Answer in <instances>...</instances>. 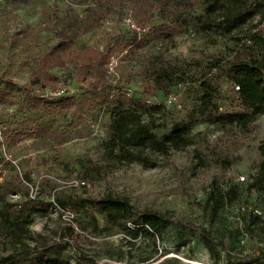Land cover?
<instances>
[{
  "label": "rangeland",
  "instance_id": "obj_1",
  "mask_svg": "<svg viewBox=\"0 0 264 264\" xmlns=\"http://www.w3.org/2000/svg\"><path fill=\"white\" fill-rule=\"evenodd\" d=\"M93 3L24 0L10 9L0 0V96L11 101L10 106H0V208L3 202L14 203L9 208V217H13L18 202L27 196L30 186L35 187L36 198L68 207L87 233V237L79 236L63 228L49 206L44 212L22 213L27 231L21 240L34 247L31 264H36L35 256L56 257L68 264H243L264 246V191L252 183L260 158L257 144L264 138V115L243 128L196 118L190 126V144L166 154L149 153L153 163L143 166L115 160L103 149L110 105H99V98L77 81L74 64L50 69L40 100L28 98L25 84L36 61L59 38L69 35L61 23L63 15L71 9L78 27L85 9ZM46 8L48 24L22 38L19 32L40 24ZM161 23L171 34L172 47L154 40L141 48L133 46L134 34L149 39L151 28ZM73 42L107 48L111 99L120 94L148 105H162L143 117L158 135L174 122L188 119L200 95L197 79L204 75L208 61L218 59L222 66L235 58L264 55V21L254 19L232 36L206 38L162 19L157 9L146 17L133 18L130 3L123 2ZM153 56L180 63L186 78L167 93L153 89L141 75L142 64ZM215 82L218 110L241 109L233 84L223 77ZM31 92L39 94L36 89ZM228 188L235 197L219 202L218 194ZM106 193L127 200L129 212L114 221L106 220L94 202ZM148 211L204 226L221 241L222 249L215 245L210 255L198 230L177 222L158 234L133 236L131 225L139 224ZM13 240L12 233H0V255L12 249ZM251 264H264V256Z\"/></svg>",
  "mask_w": 264,
  "mask_h": 264
},
{
  "label": "trees",
  "instance_id": "obj_2",
  "mask_svg": "<svg viewBox=\"0 0 264 264\" xmlns=\"http://www.w3.org/2000/svg\"><path fill=\"white\" fill-rule=\"evenodd\" d=\"M24 0H4L10 9L17 8ZM123 2L131 5L133 18L146 17L151 11H160L161 18L178 26L189 27L195 34L211 38L232 36L246 23L256 19L257 23L264 21V0H94L92 6L85 9V17L80 19V25L76 27V16L71 9L61 18V23L69 30V35L62 36L52 44L46 53L36 61L34 68L28 75L25 88L27 96L33 101H39V95L45 89L44 82L48 78V71L52 68H61L68 63L74 64L77 81L84 85L88 93L99 98V105L108 104V132L101 141L103 149L115 160L136 161L143 166L153 163L149 153L166 154L173 149H181L193 141V133L190 126L196 118L216 124L218 126L245 127L258 115H264V55L260 57L235 58L231 62L220 66L218 59H212L205 65V73L197 79L198 103L189 113L185 121H177L161 134H155L151 130L149 121L144 116L161 109V104H145L140 100L129 97L124 98L117 94L111 99L110 84L106 74L105 64L109 57L107 48L98 50L89 46H78L73 39L93 24L103 20L113 13L114 8L120 7ZM196 8H201L199 13L190 15ZM49 22L47 8L42 11L40 24L32 26L19 35L25 38L32 32L37 33ZM253 25L252 27H254ZM152 37L143 39L134 34L133 46L141 48L143 44L154 40L160 44L173 46L171 34L167 31L165 23L151 28ZM255 33L251 35L254 37ZM251 37V38H252ZM131 48V47H129ZM130 52V50H128ZM217 73L209 74L213 69ZM209 74V75H208ZM143 79L153 89L167 93L170 87L182 82L186 77V70L180 63L163 60L158 56L149 57L141 66ZM223 77L237 90H233L242 108L235 111H219L215 102L218 88L215 79ZM37 90L38 95L31 92ZM11 101L0 96V106H10ZM259 160L252 175L253 185L264 191V138L257 144ZM14 190V188H11ZM235 197L234 190L228 188L218 194V201H231ZM96 206L103 212L108 221H114L125 216L131 205L125 199L104 194L94 200ZM50 201L38 198H23L18 202L16 214L9 217V208L12 202H3L0 208V233L13 236V247L0 255V264H31L33 246L21 240L27 231L21 214L24 212H44L50 205ZM59 203V202H58ZM177 222L191 230H198L200 239L210 253L213 254V246L218 245L222 249L221 241L214 239L208 230L192 222L166 218L155 212H145L139 224H132L133 236L138 233H160L169 223ZM4 226V228H3ZM5 229V230H3ZM264 256V246L256 254L244 259L243 264L256 263ZM228 261L229 256L224 253ZM36 264H68L58 258H45L35 256Z\"/></svg>",
  "mask_w": 264,
  "mask_h": 264
},
{
  "label": "built area",
  "instance_id": "obj_3",
  "mask_svg": "<svg viewBox=\"0 0 264 264\" xmlns=\"http://www.w3.org/2000/svg\"><path fill=\"white\" fill-rule=\"evenodd\" d=\"M131 26L137 32H139L140 28L137 25H133L131 23ZM233 90L234 91L237 90V85H233ZM243 177L244 176L242 174L238 175V179L240 180H242ZM78 182L83 183V180H79ZM25 198H30V199L35 198V187L32 188L30 186V190L27 196H25ZM50 202L51 203L49 207L52 209V211L55 214H57L63 228H68L72 232L79 234V236L87 237V233L82 228H80V226L77 224L74 213L68 207L62 206L54 200H51Z\"/></svg>",
  "mask_w": 264,
  "mask_h": 264
}]
</instances>
